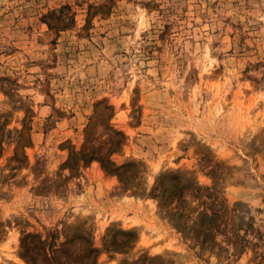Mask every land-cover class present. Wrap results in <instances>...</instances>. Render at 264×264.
I'll return each mask as SVG.
<instances>
[{
    "label": "rangeland",
    "instance_id": "374dc122",
    "mask_svg": "<svg viewBox=\"0 0 264 264\" xmlns=\"http://www.w3.org/2000/svg\"><path fill=\"white\" fill-rule=\"evenodd\" d=\"M143 256L264 264V0H0V264Z\"/></svg>",
    "mask_w": 264,
    "mask_h": 264
},
{
    "label": "trees",
    "instance_id": "16d2710c",
    "mask_svg": "<svg viewBox=\"0 0 264 264\" xmlns=\"http://www.w3.org/2000/svg\"><path fill=\"white\" fill-rule=\"evenodd\" d=\"M96 158L95 154H89L88 159L89 160H94ZM121 236L126 237V240L121 241L118 243L119 246L125 245L128 241V238L131 236V233L129 232H121ZM159 262L158 259L154 258V257H141L136 261H133L129 264H157ZM121 264H126V263H121Z\"/></svg>",
    "mask_w": 264,
    "mask_h": 264
}]
</instances>
